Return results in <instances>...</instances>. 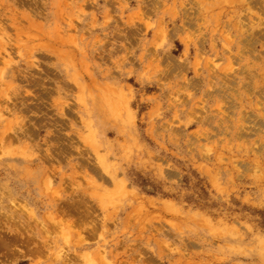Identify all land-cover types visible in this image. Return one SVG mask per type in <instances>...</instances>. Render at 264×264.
<instances>
[{"label":"rangeland","instance_id":"374dc122","mask_svg":"<svg viewBox=\"0 0 264 264\" xmlns=\"http://www.w3.org/2000/svg\"><path fill=\"white\" fill-rule=\"evenodd\" d=\"M0 264H264V0H0Z\"/></svg>","mask_w":264,"mask_h":264}]
</instances>
